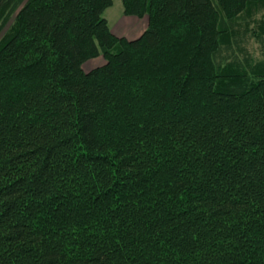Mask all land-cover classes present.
Masks as SVG:
<instances>
[{
	"label": "trees",
	"instance_id": "trees-1",
	"mask_svg": "<svg viewBox=\"0 0 264 264\" xmlns=\"http://www.w3.org/2000/svg\"><path fill=\"white\" fill-rule=\"evenodd\" d=\"M122 3L0 0V264H264V0Z\"/></svg>",
	"mask_w": 264,
	"mask_h": 264
},
{
	"label": "rangeland",
	"instance_id": "rangeland-1",
	"mask_svg": "<svg viewBox=\"0 0 264 264\" xmlns=\"http://www.w3.org/2000/svg\"><path fill=\"white\" fill-rule=\"evenodd\" d=\"M124 7L122 0H112V6L107 8L103 16L108 22V26L116 37L126 38L129 40L138 38L148 25L147 16L135 17L124 15ZM239 22V20H238ZM15 20L12 18L8 21L0 31V42L10 36L14 31ZM247 30L252 31V36L247 37L245 43V55L249 56L250 64L264 62V46L261 40H264V8L254 13L252 18L245 20L241 24ZM105 60L100 55L97 58L86 61L82 68L84 71L104 64Z\"/></svg>",
	"mask_w": 264,
	"mask_h": 264
}]
</instances>
